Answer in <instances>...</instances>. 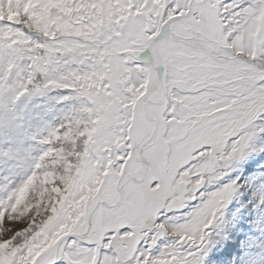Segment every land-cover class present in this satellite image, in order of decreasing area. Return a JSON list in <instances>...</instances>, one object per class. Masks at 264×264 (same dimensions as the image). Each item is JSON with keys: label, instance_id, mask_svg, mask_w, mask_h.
Masks as SVG:
<instances>
[{"label": "snow or ice", "instance_id": "obj_1", "mask_svg": "<svg viewBox=\"0 0 264 264\" xmlns=\"http://www.w3.org/2000/svg\"><path fill=\"white\" fill-rule=\"evenodd\" d=\"M0 264H264V0H0Z\"/></svg>", "mask_w": 264, "mask_h": 264}]
</instances>
